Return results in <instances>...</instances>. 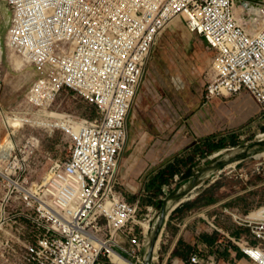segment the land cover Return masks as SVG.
I'll use <instances>...</instances> for the list:
<instances>
[{"label":"built area","instance_id":"obj_1","mask_svg":"<svg viewBox=\"0 0 264 264\" xmlns=\"http://www.w3.org/2000/svg\"><path fill=\"white\" fill-rule=\"evenodd\" d=\"M3 1L12 11L7 47L33 71L27 103L45 111L70 90L98 115L79 122L64 114L66 125L56 128L69 136L70 154L53 161L40 182L31 185L25 176L33 142L16 143L1 159L2 259L16 257L21 243L28 264H99L101 256L111 258L110 246L121 252L114 234L130 232L137 212L117 190L126 122L145 67L174 18L216 54L204 102L248 92L264 111V0ZM21 218L29 243L8 228ZM246 224L258 244L239 243L264 264V217Z\"/></svg>","mask_w":264,"mask_h":264},{"label":"rangeland","instance_id":"obj_2","mask_svg":"<svg viewBox=\"0 0 264 264\" xmlns=\"http://www.w3.org/2000/svg\"><path fill=\"white\" fill-rule=\"evenodd\" d=\"M11 17L10 7L5 1L0 0V46L2 49L0 63V143L12 131V129L10 130L11 124L7 122L8 118H32L36 116L53 124L61 123L65 118L64 114L74 117L79 122L92 121L97 118V111L92 104L70 90L62 91L55 102L45 111L32 108L27 103L26 92L33 80V71L25 65L20 56L7 47L6 34ZM174 23L175 21L160 37L156 49L145 67L139 94L146 96V100L141 105L135 100L132 107V110H137L138 115L136 118L129 115L128 122L130 124L128 125L127 140L119 164L128 155L142 152L141 147L145 145L144 132L148 131L151 125L162 131L171 123L175 125L181 121L178 119V109L175 108L174 103L184 112L187 109L185 117L192 115L202 105L201 96L204 85L215 62L216 54L207 48L199 36L189 33L185 26L174 29L172 27ZM16 63H20V68ZM20 87L23 89L21 90ZM261 133H264V111L259 112V122L246 128L243 134L237 135L238 146L223 149L224 153L221 160L242 154L247 147L262 140L257 138ZM181 134L180 129L177 128L173 130L172 136H170L176 143L184 139L187 142H192L190 134L180 138ZM168 139L171 140V138ZM12 140L19 144L33 140L36 144L35 152L25 173L31 185L40 182L43 176H46L53 161H63L70 154L69 136L56 127L47 129L31 127L26 124L24 128L12 136ZM227 154L230 156L226 157ZM210 156L212 155L198 159L197 166L193 170L194 174L199 173V170L209 163ZM216 181L227 189H235L236 187L248 189V199H250L252 208L263 207L264 154L248 157L224 167L221 171L210 173L200 180L199 185L194 189L195 194ZM175 183L173 182L162 199L175 189ZM118 189L124 195L125 193L130 195L129 190L125 189L122 184ZM4 196L5 188L0 179V218ZM136 204L137 212L130 222L132 230L130 232L119 230L114 234V239L118 244L117 248L126 258L139 263L146 221L158 211V208L156 204L148 205L137 202ZM11 209L9 208L8 211ZM19 223L20 225L17 224L15 227L10 225L8 228L13 236L20 237L29 243L25 219L21 218ZM4 227L8 229L7 226ZM22 228L23 231L20 230ZM23 246V243L18 244L19 253L16 257L10 255L9 261L0 258V264H28L24 258L25 251H21ZM110 256L113 260L107 256H101L99 264H125L119 260L116 254L110 252ZM155 264H157V260Z\"/></svg>","mask_w":264,"mask_h":264},{"label":"crops","instance_id":"obj_3","mask_svg":"<svg viewBox=\"0 0 264 264\" xmlns=\"http://www.w3.org/2000/svg\"><path fill=\"white\" fill-rule=\"evenodd\" d=\"M140 86L141 82L132 107L135 100L140 105L146 100V96L139 94ZM201 99L202 105L188 117H185L187 109L184 112L174 103L181 121L176 120L175 125L171 123L162 131L151 125L144 132L145 145L141 147L142 152L130 154L120 162L117 190L125 199L140 204L146 197L144 186L149 176L201 139L210 135H241L246 128L259 122V112L262 110L248 92L207 103L204 102L203 95ZM132 107L128 118L129 115L133 118L138 115L137 110H132ZM128 118L127 133L130 124ZM177 128L182 133L180 138L190 134L192 142H187L186 139L174 142L171 134ZM121 184L129 190L130 195H124L118 189ZM209 186L196 194L194 190L184 195L174 204L177 206L170 212L162 236L155 243L150 264H155L156 260L157 264H257L239 243L243 241L251 245L258 244L246 224L255 218L249 215L258 210L250 205L248 189H227L219 183V186L208 191ZM192 257H196L197 262H192Z\"/></svg>","mask_w":264,"mask_h":264},{"label":"trees","instance_id":"obj_4","mask_svg":"<svg viewBox=\"0 0 264 264\" xmlns=\"http://www.w3.org/2000/svg\"><path fill=\"white\" fill-rule=\"evenodd\" d=\"M238 145V136L234 134L227 136L210 135L201 139L183 154L175 156L173 161L165 165L164 168L149 176L144 186L146 197L141 200V203L148 205L156 204L157 206L165 195L163 187L168 186L170 188L173 182H176L174 188H177L180 184L187 181L193 174L198 159L212 155L227 147H236ZM217 186H219L218 181L210 185L208 191H212ZM111 259L113 260L112 257ZM114 262L117 263L116 261Z\"/></svg>","mask_w":264,"mask_h":264},{"label":"water","instance_id":"obj_5","mask_svg":"<svg viewBox=\"0 0 264 264\" xmlns=\"http://www.w3.org/2000/svg\"><path fill=\"white\" fill-rule=\"evenodd\" d=\"M225 152H227L225 150ZM223 150L218 151L217 153L212 154V158L209 163L203 166L199 173L192 174L190 178L180 184L177 188L167 194L161 202L157 204L158 211L157 213V220L155 221L154 225L152 226L150 233L148 235V248L144 253L143 257V264H150L153 253H154V246L157 239L162 236V232L165 227L166 220L170 214V212L177 206L172 207L169 212H167L168 202H174L179 200L184 195H187L192 190H194L198 185L201 179L204 178L205 174L214 171H221L224 167L231 165L232 163H237L241 160H244L248 157L263 155L264 154V139L260 140L256 144L247 147L242 154L232 156L230 159L221 160L223 157ZM230 155H226L229 157ZM182 202V201H181ZM179 204V203H178ZM161 240V238H160Z\"/></svg>","mask_w":264,"mask_h":264},{"label":"bare ground","instance_id":"obj_6","mask_svg":"<svg viewBox=\"0 0 264 264\" xmlns=\"http://www.w3.org/2000/svg\"><path fill=\"white\" fill-rule=\"evenodd\" d=\"M236 14L239 15L241 12V8H236L235 9ZM255 13L257 15L261 14L259 13V10H254ZM260 18V17H259ZM175 21V23L172 25V27L174 29L176 28H182L183 26H185L178 18H174L169 25L172 24V22ZM178 30V29H177ZM181 30V29H179ZM182 34V32H181ZM183 35V34H182ZM185 36V35H183ZM189 40V39H188ZM7 44V43H6ZM1 59H2V49L0 46V63H1ZM17 66L20 68V63H16ZM12 75V74H11ZM17 75V74H16ZM10 76V75H9ZM8 76V77H9ZM31 76V75H30ZM7 77V79H8ZM17 77V76H16ZM16 79V78H15ZM22 79V78H20ZM19 79V80H20ZM25 79V78H24ZM11 82V81H10ZM15 82V81H14ZM9 83V82H8ZM24 83V82H23ZM26 83V82H25ZM11 85V84H10ZM8 86V85H7ZM12 86V85H11ZM16 86V85H14ZM20 86V85H18ZM14 88V87H12ZM21 89V87H20ZM23 89V88H22ZM21 89V90H22ZM16 90V89H15ZM10 93V92H9ZM16 93V92H15ZM7 122L10 123V130L12 129L11 133H9L5 139L0 143V168H1V159H5V157H7L8 152L11 150L12 146L15 145L16 143L12 140V136H14L18 131H20L22 128L25 127L26 124H28L31 127H41V128H47V129H53L55 127H62L64 125H66V121L65 119L59 123V124H53L49 121L46 120H42L40 119V117H36L33 116L32 118H28V117H14V118H8ZM78 128V127H77ZM257 138L259 139H264V133H261ZM31 142H33V144H35V142L33 140H31ZM217 153V152H216ZM260 156V155H259ZM212 156H210L209 158H211ZM210 174V172L206 173L204 177L208 176ZM260 174V173H259ZM194 191V190H192ZM191 191V192H192ZM190 192V193H191ZM189 194V193H188ZM178 200L174 201V202H168V208H167V212H169V210L174 206V204L177 202ZM250 217H258V216H263L264 217V206L260 207L258 210L254 211L253 213H251L249 215ZM239 217V216H238ZM158 216L157 213H155L154 215H152L145 224L144 227V240H143V244H142V251H141V256H140V260L139 263L133 262L132 260L126 258L123 253L118 252L117 250H115L113 248V246H110V252L116 254V256L119 257V260L122 263L125 264H143V257H144V253L148 248V235L150 233V230L152 228V226L154 225L155 221L157 220ZM248 251L254 256V257H258L259 256V250L257 249H250L248 248Z\"/></svg>","mask_w":264,"mask_h":264}]
</instances>
